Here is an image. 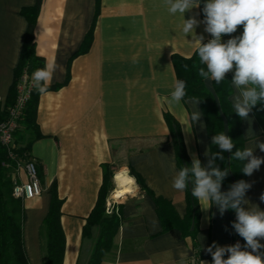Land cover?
I'll return each mask as SVG.
<instances>
[{
	"label": "crops",
	"instance_id": "1",
	"mask_svg": "<svg viewBox=\"0 0 264 264\" xmlns=\"http://www.w3.org/2000/svg\"><path fill=\"white\" fill-rule=\"evenodd\" d=\"M34 3L0 0V112L7 106L27 26L20 9ZM196 13L202 21L201 8L186 12L185 19ZM182 20L179 13L168 12L165 0H42L34 28L35 52L45 66L56 65L49 85L63 84L38 98L35 120L41 136L31 142L29 156L38 168L42 191L22 201L23 245L29 264H43L40 228L53 185L62 201V264L88 263L97 228L89 237L82 235V228L97 199L102 165L108 166L111 177L125 172L132 184L126 193H116L120 225L112 250L100 264H178L180 251L188 253L186 264H212L206 248L213 242L231 243L228 211L221 216L215 206L204 210L209 205L201 206L195 197L190 209V184L183 192L172 187L174 172L181 168L164 114L177 123L190 164L193 154L206 164L204 152L209 147L206 129L189 119L191 107L184 101L169 102L176 81L171 56L189 58L198 45L191 37L185 39ZM92 24L91 41L81 51ZM204 27L201 23L196 34L203 35L206 43L211 36ZM242 32L238 28L232 35ZM203 83L219 109L212 82ZM231 88L228 101L233 109L232 84ZM199 108L202 111L200 104ZM219 113L227 134L226 119L220 109ZM250 118L251 124L240 118L242 148L256 138L264 142V130L252 113ZM254 154L264 156L259 149ZM17 176L25 180L23 170ZM228 176L233 183L232 173ZM245 181L252 184L246 197L264 209L259 199L264 193V164ZM221 190L226 191L224 184ZM155 198L168 201L194 237L182 235L176 227L163 231Z\"/></svg>",
	"mask_w": 264,
	"mask_h": 264
},
{
	"label": "clouds",
	"instance_id": "2",
	"mask_svg": "<svg viewBox=\"0 0 264 264\" xmlns=\"http://www.w3.org/2000/svg\"><path fill=\"white\" fill-rule=\"evenodd\" d=\"M165 3L171 15L179 13L183 17L181 32L185 39L191 37V42L198 41L196 52L203 65L198 69L199 76L206 82L220 84L226 79V74L233 73L231 84L235 91L230 97L233 113L251 124L252 110L260 105L258 110L264 111V0H165ZM201 5L202 21L196 18L199 13L185 19L186 12L200 9ZM201 23L205 26L204 31L211 36L206 43L203 42V35L196 34V28ZM241 25L242 34L232 35ZM225 35L230 36L226 41L222 39ZM55 68L54 63H48L32 73L33 86L40 94L47 93ZM186 96V82L177 79L169 102L184 101L191 107L190 121L194 125L199 123L201 130L206 129L207 125L202 120L204 113L199 108L202 100L194 96L185 99ZM211 144L217 146L219 151L206 148V164H202L193 154L190 167L185 166L174 172L172 187L183 192L191 183L193 197L201 202V206L209 205L204 210L215 206L221 216L229 210L235 212L236 219L231 226L245 243L242 246L237 241L232 245L220 246L213 242L206 248L212 256V264H264V251H261L264 244L260 242L264 240V209L246 197L252 184L238 180L227 191L221 190L223 181L231 172L229 165L232 160L243 162L240 172L245 176H251L260 169L264 156L254 153L256 149L264 152V142L256 138L239 149L229 135L220 132L211 137ZM234 148L236 150L233 152ZM225 151L231 156L228 165L222 169L217 160H225L222 154ZM172 167L175 170L174 163ZM259 199L264 202V193ZM187 258L188 253L180 251L178 264H186ZM201 264L204 262L201 261Z\"/></svg>",
	"mask_w": 264,
	"mask_h": 264
},
{
	"label": "trees",
	"instance_id": "3",
	"mask_svg": "<svg viewBox=\"0 0 264 264\" xmlns=\"http://www.w3.org/2000/svg\"><path fill=\"white\" fill-rule=\"evenodd\" d=\"M42 0H35V3L31 6H24L20 9V14L25 18L27 22L26 30L23 35V43L19 55L17 65L14 68V82L9 90L7 106H10L15 98V85L17 80L25 73L26 78L32 82L30 91V97L26 103L24 114L19 121V129L14 133L15 140L19 146L17 154L20 156H29V147L34 139L39 138L41 135L37 130V124L35 120L38 98L40 93L34 88L32 81V73L37 68H44V59L38 56L35 52L34 42V28L36 19L40 10ZM202 9V5H201ZM202 11V10H201ZM92 27L89 29L82 43V50L88 47L91 41ZM238 28H243L239 26ZM79 52V51H78ZM171 61L175 70L176 80H184L186 82L187 97H198L201 99V109L204 113L203 118L207 125L206 132L208 138V144L211 151H219L217 146L211 144V137L214 134L223 132L222 118L219 113L224 115L227 122V135H229L233 143L237 148L243 149V139L240 131V117L233 113L228 97L232 92L231 79L233 73L226 74V79L220 84L212 82V87L219 105L216 104V100L212 93L206 89L203 83V79L198 74L200 64L199 56L195 52L191 57L185 58L177 54L171 56ZM188 67L185 68L184 66ZM206 67V66H204ZM69 65H67V73L65 81L67 80L69 73ZM63 83L54 85H48L47 90H54L59 88ZM6 106V107H7ZM260 105L252 110V115L256 120L261 130H264V111L258 110ZM5 112H0V121L2 120ZM164 119L170 130L172 141L174 144L176 164L182 168L185 166L190 167V163L187 159L184 146L181 140L179 128L175 120L168 113L164 114ZM236 149H233V152ZM225 157L224 161L217 160L219 166L223 169L228 165V158L231 153L226 151L222 153ZM4 163H9L5 166ZM14 161L7 158L6 150L0 145V264H29L26 256L23 235H22V201L12 196V180L11 172L13 171ZM37 167V166H36ZM243 162L238 160H232L229 165V170L233 175V183L238 180H245V175L241 171ZM103 178L101 186L98 190L96 202L86 218L85 224L82 228V235L89 237L94 227L97 228V235L94 239L92 248L90 250V256L87 264H100L105 257L110 253L114 246L115 237L120 225V218L117 213L110 214L105 213V202L108 191L112 188L111 176L108 173V166L102 165ZM39 177V172L37 168ZM135 180L140 185H143L140 177L131 170ZM226 191L230 183L229 176L223 181ZM190 195L187 197L188 205L191 209V204H195V199L192 195V184L190 183ZM156 205V213L158 219L162 225V230H168L176 227L182 231V235L193 236V233L187 231V225L185 220H180L171 204L162 199H154ZM61 199L57 195L55 186L50 189V201L48 212L43 218L40 237L42 241V263L43 264H62L64 254V234L60 225V207ZM231 217V222L236 219L235 212L228 211ZM115 213V214H114ZM232 237H240L232 229ZM241 238V237H240ZM243 239V238H242ZM197 252V245L194 244Z\"/></svg>",
	"mask_w": 264,
	"mask_h": 264
},
{
	"label": "built area",
	"instance_id": "4",
	"mask_svg": "<svg viewBox=\"0 0 264 264\" xmlns=\"http://www.w3.org/2000/svg\"><path fill=\"white\" fill-rule=\"evenodd\" d=\"M31 87L32 82L23 73L15 85L14 101L10 106L5 107V114L0 121V145L5 148L7 158L14 161L13 171L11 172L12 196L21 201L37 197L42 191L35 161L26 155L20 156L17 154L19 146L14 137V133L20 127L19 121L24 114L26 103L30 97ZM4 165L8 166L9 163H4ZM20 169L25 173V180H21L17 176ZM118 199L119 197L111 196L110 200L106 201V213L118 212ZM237 241L242 246L245 243L242 238L235 237L229 245L235 244Z\"/></svg>",
	"mask_w": 264,
	"mask_h": 264
},
{
	"label": "bare ground",
	"instance_id": "5",
	"mask_svg": "<svg viewBox=\"0 0 264 264\" xmlns=\"http://www.w3.org/2000/svg\"><path fill=\"white\" fill-rule=\"evenodd\" d=\"M114 180L117 184V190L112 191V197H117L116 193L119 191L120 193H126L132 184L131 178L123 171H117L114 174Z\"/></svg>",
	"mask_w": 264,
	"mask_h": 264
},
{
	"label": "rangeland",
	"instance_id": "6",
	"mask_svg": "<svg viewBox=\"0 0 264 264\" xmlns=\"http://www.w3.org/2000/svg\"><path fill=\"white\" fill-rule=\"evenodd\" d=\"M111 182H112V188L108 191V194H107V197H106V201L107 200H110V197H111V192L113 191V189L116 187V183L114 181V178L111 177ZM105 206H106V202H105ZM106 213V211H105ZM113 213V212H112ZM108 214V213H107ZM115 214V213H114Z\"/></svg>",
	"mask_w": 264,
	"mask_h": 264
},
{
	"label": "water",
	"instance_id": "7",
	"mask_svg": "<svg viewBox=\"0 0 264 264\" xmlns=\"http://www.w3.org/2000/svg\"><path fill=\"white\" fill-rule=\"evenodd\" d=\"M124 196V195H123ZM122 197V196H121ZM120 198V197H119Z\"/></svg>",
	"mask_w": 264,
	"mask_h": 264
}]
</instances>
